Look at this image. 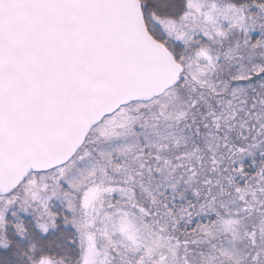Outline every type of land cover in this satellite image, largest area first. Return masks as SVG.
Masks as SVG:
<instances>
[{"label":"snow or ice","instance_id":"6c2138e0","mask_svg":"<svg viewBox=\"0 0 264 264\" xmlns=\"http://www.w3.org/2000/svg\"><path fill=\"white\" fill-rule=\"evenodd\" d=\"M0 264H264V0H0Z\"/></svg>","mask_w":264,"mask_h":264}]
</instances>
